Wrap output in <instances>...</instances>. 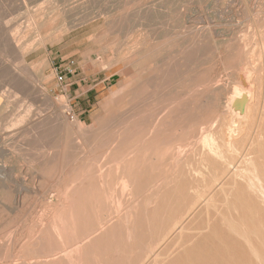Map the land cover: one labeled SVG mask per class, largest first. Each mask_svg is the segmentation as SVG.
Returning <instances> with one entry per match:
<instances>
[{"label": "rangeland", "instance_id": "1", "mask_svg": "<svg viewBox=\"0 0 264 264\" xmlns=\"http://www.w3.org/2000/svg\"><path fill=\"white\" fill-rule=\"evenodd\" d=\"M140 1L0 0V264H264V194L249 183L256 171L264 185V0ZM250 57L253 107L238 126L237 151L219 153L200 126L227 114L225 100ZM68 59L74 71L59 83L56 68Z\"/></svg>", "mask_w": 264, "mask_h": 264}, {"label": "bare ground", "instance_id": "2", "mask_svg": "<svg viewBox=\"0 0 264 264\" xmlns=\"http://www.w3.org/2000/svg\"><path fill=\"white\" fill-rule=\"evenodd\" d=\"M141 1H142V0H141ZM141 1H140V2H141ZM144 1H145V0H144ZM140 2H139V5H140ZM250 2H253V1H250ZM260 2H262V1H260ZM73 5H74V4H73ZM159 6H160V5H159ZM242 6H243V5H242ZM236 7H237V6H236ZM247 7H248V6H247ZM73 8H74V7H73ZM200 8H201V7H200ZM227 8H228V7H227ZM255 8H256V7H255ZM259 8H260V7H259ZM259 8H258V9H259ZM59 9H60V8H59ZM70 9H71V8H70ZM260 9H261V8H260ZM180 10H181V9H180ZM252 10H253V9H252ZM181 11H182V10H181ZM142 12H146V11H142ZM165 12H166V11H165ZM179 12H180V11H179ZM224 12H225V11H224ZM245 12H246V11H245ZM258 13H259V12H258ZM99 14H101V13H99ZM167 14H169V12H168ZM181 15H182V14H181ZM223 15H225V14H223ZM36 16H39V15H36ZM40 16H41V15H40ZM102 16H103V15H102ZM102 16H101V17H102ZM192 16H193V15H192ZM192 16H191V17H192ZM226 16H227V15H226ZM235 16H236V15H235ZM254 16H256V15H254ZM99 17H100V16H99ZM48 18H49V17H48ZM125 18H126V17H125ZM125 18H124V19H125ZM262 18H263V17H262ZM53 19H55V18H53ZM40 20H41V18H40ZM49 20H50V19H49ZM29 21H31V20H29ZM111 21H113V20H111ZM200 21H201V19H200ZM203 21H204V20H203ZM203 21H202V22H203ZM52 22H53V21H52ZM52 22H50V24H48V26H49V25L51 26V23H52ZM225 22H226V21H225ZM29 23H30V22H29ZM111 23H113V22H111ZM218 23H219V22H218ZM231 24H232V22H231ZM255 24H256V23H255ZM114 25H115V24H114ZM30 26H31V25H30ZM48 26H47V27H48ZM108 26H109V25H108ZM175 26H176V25H175ZM28 27H29V26H28ZM28 27H27V28H28ZM44 27H46V26H44ZM106 27H107V26H106ZM216 27H217V26H216ZM233 27H234V26H233ZM107 28H108V27H107ZM197 28H198V27H197ZM45 29H46V28H45ZM147 29H149V28H146V30H147ZM256 29H258V28H256ZM17 30H18V29H17ZM67 30H68V29H67ZM111 30H112V29H111ZM181 30H182V29H181ZM202 30H203V29H202ZM209 30H210V29H209ZM44 31H45V30H44ZM195 31H196V30H195ZM13 32H14V31H13ZM15 32H16V31H15ZM15 32H14L13 34L16 35ZM17 32L19 33V31H17ZM107 32H108V31H107ZM191 32H192V31H191ZM199 32H200V31H199ZM201 32H202V31H201ZM18 33H17V34H18ZM192 33H193V32H192ZM204 33H205V32H204ZM260 33H261V32H260ZM171 34H172V33H170V35H171ZM174 34H175V33H174ZM262 34L264 35V33H262ZM187 35H188V34H187ZM176 36H177V35H176ZM182 36H183V35H182ZM182 36H180V37H182ZM246 36H247V35H246ZM13 37H15V36H13ZM19 37H20V36H19ZM21 37H22V36H21ZM174 37H175V36H174ZM177 37H178V36H177ZM213 37H214V36H213ZM260 37H261V36H260ZM11 38H12V37H11ZM23 38H24V37H23ZM23 38H22V40H23ZM54 38H55V37H54ZM168 38H169V37H168ZM183 38L185 39V37H182V39H183ZM191 38H193V37H191ZM13 39H14V38H12V41H13ZM20 39H21V38H20ZM130 39H131V38H130ZM184 39H183V40H184ZM247 39H248V38H247ZM150 40H151V39H150ZM259 40H261V39H259ZM18 41H19V40H18ZM151 41H152V40H151ZM170 41H173V39L170 40ZM194 41H195V38H194ZM16 42H17V41H16ZM16 42L13 41V44L16 43ZM19 42H20V41H19ZM19 42H17L16 44L19 45ZM180 42H181V41H180ZM190 42H191V41H190ZM195 42H196V41H195ZM261 42H262V40H261ZM98 43H99V42H98ZM102 43H105V42L103 41ZM114 43H118V42L116 41V42H114ZM154 43H155V42H154ZM174 43H175V42H174ZM174 43H172V44H174ZM176 43H177V42H176ZM187 43H189V42H187ZM206 43H207V42H206ZM227 43H228V42H227ZM16 44H15V45H16ZM128 44H129V43H128ZM131 44H132V43H131ZM152 44H153V43H152ZM158 44H162V42H161V43H158ZM177 44H178V43H177ZM234 44H235V43H234ZM234 44L232 43V45H234ZM249 44H250V43H249ZM261 44H262V43H261ZM15 45H13V46H15ZM24 45H25V44H24ZM28 45H29V43L27 44V46H25V47H23V48H29ZM134 45H135V44H134ZM163 45H164V44H163ZM174 45H175V44H174ZM186 45H187V44H186ZM186 45H184V46H186ZM192 45H193V44H192ZM225 45H226V44H225ZM245 45H248V43L245 44ZM255 45H256V44H255ZM110 46H112V45H110ZM110 46H109V48H110ZM204 46H205V48H207L206 45H204ZM207 46H208L207 50H209V49H210V48H209V44H208ZM248 46H249V45H248ZM124 47H125V46H124ZM124 47H122V48H124ZM126 47H127V45H126ZM131 47H132V46H131ZM136 47H138V46L136 45ZM151 47H152V46H151ZM161 47H163V46H161ZM161 47H160V48H161ZM164 47H166V46H164ZM172 47H175V46H172ZM182 47H183V46H182ZM255 47H256V46H255ZM261 47H263V45H262ZM167 48H168V47H167ZM183 48H184V47H183ZM186 48H187V47H186ZM188 48H189V50H190V47H188ZM222 48L224 49V47H222ZM246 48H247V47H245V49H246ZM252 48H253V47H252ZM13 49H14V48H13ZM161 49H162V48H161ZM195 49H196V48H195ZM198 49H199V48H198ZM232 49H234V47H233ZM255 49H256V48H255ZM255 49H253V50H255ZM259 49H262V48H259ZM22 50H24V49H22ZM170 50H171V49H170ZM210 50H211V49H210ZM132 51H135V50L133 49ZM152 51H154V50H152ZM185 51L187 52V50H185ZM17 52H19V51H17ZM101 52H103V51H101ZM158 52H159V51H158ZM161 52H162V50H161ZM161 52H160V53H161ZM168 52H169V51H168ZM186 52H185V53H186ZM192 52H193V51L191 50V53H192ZM197 52H198V51H197ZM252 52H253V51H252ZM252 52H251V53H252ZM254 52H255V51H254ZM254 52H253V55L251 56V57H253V58H254V54L257 53V52H256V53H254ZM258 52H259V51H258ZM103 53H104V52H103ZM125 53H127V51H125ZM125 53H124V55H125ZM187 53H188V52H187ZM193 53H196V52H193ZM193 53H192V54H193ZM230 53H231V52H230ZM251 53H250V55H251ZM130 54H131V53H130ZM130 54H129V55H130ZM158 54H159V53H158ZM161 54H162V53H161ZM161 54H160V55H161ZM189 54H190V53H188V56H189ZM224 54H225V53H224ZM247 54H248V53H247ZM17 55H18V54H17ZM129 55H128V56H129ZM133 55H134V54H133ZM155 55H156V53H155ZM181 55H183V54H181ZM186 55H187V54H186ZM202 55H203V54H202ZM259 55H260V53H259ZM259 55H256V57H258ZM150 56H151V55H150ZM190 56H191V55H190ZM192 56H194V55H192ZM246 56H247V55H246ZM0 57H1V56H0ZM16 57H17V56H16ZM131 57H133V59L136 60L135 55H134V56L131 55ZM157 57H158V56H157ZM195 57H196V56H195ZM251 57H250V58H251ZM256 57H255V58H256ZM110 58H111V57H110ZM127 58H129V57H127ZM127 58H126V59H127ZM140 58H141V57H140ZM176 58H177V57H176ZM190 58H191V57H190ZM205 58H206V57H205ZM208 58H209V57H208ZM253 58H251L252 60H250L249 63H246L244 67L242 66L243 68H241V71L237 74V75H238L237 83L234 84V85L231 87V90H230L229 96H227V98H226L227 100H225V101H226L225 110H226V113H227V114H226V115H223V114L217 115V117H216L215 119H213L211 122L207 123L206 125H204V126H202V127L200 126V130H201V131H200V134L203 135L204 138H206V139H204V140L206 141V140L210 139V140L212 141V145L215 146V149H217V151H219V153H220V152H223V151H222L223 149H226L227 151L230 150L229 152H231V151L237 149V148H236V144H235L236 139H235L234 137H235V135H236V133H237L238 126H239V124L242 122V119H245V118L247 117L248 113L251 111V109H252V107H253V106H252V103H253L252 101H253V99H254V96H256V94H255V92H253V88H254V86L252 85L253 83L251 82V76H252V72L254 71V69H255V67H256V63H255V62H257V60H255V58H254L255 62H253ZM259 58H261V56H260ZM259 58H258V59H259ZM17 59H18V62H20L19 57H18ZM159 59H160V57H159ZM172 59H175V58L172 57ZM192 59H193V57L191 58V60H192ZM45 60H46V58H45ZM157 60H158V58H157ZM191 60H190V61H191ZM4 61H6V60H4ZM124 61H126V60H124ZM128 61H129V60H127V62H128ZM131 61H132V60H131ZM131 61H130V62H131ZM153 61H154V60H153ZM177 61H178V60H177ZM215 61H216V60H215ZM218 61H219V60H217V62H218ZM130 62H129V63H130ZM159 62H160V61H159ZM161 62H162V61H161ZM175 62H176V60H175ZM247 62H248V61H247ZM21 63H22V62H21ZM21 63H19V64L21 65ZM24 63H25V62H24ZM122 63H123V62H122ZM124 63H125V62H124ZM153 63H154V62H153ZM169 63H170V62H169ZM176 63H177V62H176ZM176 63H174L175 66H176ZM190 63H191V62H190ZM4 64H5V63H4ZM8 64H10V63H8ZM8 64H7V65H8ZM22 64H23V63H22ZM126 64H127V63H126ZM151 64H152V61H151ZM12 65H13V64H12ZM12 65H11V66H12ZM20 65H19V66H20ZM123 65H124V64H123ZM162 65H163V64H162ZM168 65H169V64H168ZM168 65H167V68L171 67L170 65H169V66H168ZM242 65H243V64H242ZM13 66H16V65H13ZM25 66H26V65H25ZM25 66H21V68H22V67H25ZM165 66H166V65H165ZM181 66H182V65H181ZM186 66L188 67L189 64L186 65ZM193 66H194V65H193ZM214 66H215V65H214ZM147 67H148V64H147ZM217 67H219V66H217ZM8 68H10V67H8ZM21 68H20V71H21V73H23L22 70H21ZM150 68H151V69H155V67H153V66H152V67H149V69H150ZM172 68H173L172 70H174V69L176 70V68H174V66H173ZM239 68H240V67H239ZM239 68H238V69H239ZM11 69H12V67H11ZM13 69H14V68H13ZM13 69H12V70H13ZM18 69H19V68H18ZM28 69H29V68H28ZM143 69H144V67H143ZM151 69H150V70H151ZM159 69H161V68H159ZM188 69H189V68H188ZM236 69H237V68H236ZM12 70H11V71H12ZM15 70H16V69H15ZM15 70H13V71H15ZM24 70L27 71V68L25 67ZM146 70H148V69H146ZM161 70H162V69H161ZM161 70H160V71H161ZM166 70H167V69H166ZM166 70H165V71L163 70V72H166ZM213 70H214V69H213ZM239 70H240V69H239ZM16 71H17V70H16ZM119 71H120V70H119ZM17 72H18V71H17ZM28 72H29V71H28ZM169 72H173V71L170 70ZM119 73H120V72H119ZM155 73H156V72H155ZM166 73H167V72H166ZM166 73H164V74H166ZM179 73H181V72H179ZM214 73H215V72H214ZM255 73H256V72H255ZM13 74H14V72H13ZM13 74H12V75H13ZM24 74H25V73H24ZM26 74H27V73H26ZM43 74H44V73H43ZM120 74H121V73H120ZM169 74H171V73H169ZM169 74H168V75H169ZM258 74H260V73H258ZM9 75H10V74H9ZM12 75H11V76H12ZM19 75H20V74H19ZM19 75H18V76H19ZM22 75H23V74H22ZM22 75H21L20 77H22ZM44 75H45V74H44ZM180 75H182V74H180ZM11 76H10V77H11ZM18 76L16 75V77H18ZM152 76H153V75H152ZM162 76H164V75H162ZM162 76H161V77H162ZM12 77H13V76H12ZM14 77H15V76H14ZM28 77H29V76H28ZM28 77H25V78H28ZM150 77H151V76H150ZM154 77H155V76H154ZM175 77H177V76H175ZM191 77H192V76H191ZM260 77H261V76H260ZM260 77H259V78H260ZM145 78H147V77H145ZM162 78H163V77H162ZM206 78H207V77H206ZM13 79H14V78H13ZM155 79H158V76H157V78H155ZM160 79H161V78H160ZM167 79L169 80V78H167ZM167 79H166V80H167ZM190 79H191V78H190ZM195 79H196V78H195ZM220 79H222V78H219V80H220ZM252 79H253V77H252ZM260 79H261V78H260ZM260 79H259V80H260ZM18 80H19V78H18ZM18 80H17L16 82H19V81H20V80H19V81H18ZM151 80H152V79H151ZM161 80L163 81V79H161ZM166 80H165V81H166ZM172 80H173V79L170 78V81H172ZM205 80L207 81V79H205ZM231 80L233 81V79H231ZM25 81H27V80L25 79ZM128 81H129V80H128ZM153 81H154V80H153ZM162 81H161V82H162ZM206 81H205V82H206ZM208 81H209V80H208ZM211 81H212V80H211ZM227 81H228V80H227ZM256 81H257V80H256ZM260 81H261V80H260ZM158 82H159V81H158ZM213 82H214V80H213ZM234 82H235V81H234ZM254 82H255V81H254ZM22 83H23V82H22ZM24 83H25V82H24ZM24 83L22 84V86L25 85ZM26 83L28 84V82H26ZM164 83H165V82H164ZM206 83H208V82H206ZM124 84H125V83H124ZM142 84H145V83H142ZM161 84H162V83H161ZM202 84H204V82H203ZM202 84H201V85H202ZM31 85H32V84H31ZM204 85H205V84H204ZM204 85H203V86H204ZM260 85H261V82H260ZM22 86H21V87H22ZM26 86H27V85H26ZM146 86L149 87L150 84H149V85L146 84ZM155 86H158V85H155ZM155 86H153V87H155ZM205 86H206V85H205ZM224 86H225V85H224ZM252 86H253V87H252ZM17 87H18V86H17ZM27 87H28V86H27ZM33 87H34V86H33ZM35 87H36V85H35ZM200 87H201V86H200ZM200 87H199V88H196V89H200ZM255 87H256V86H255ZM260 87H261V86H260ZM13 88H14V87H13ZM132 88H133V87H132ZM144 88H145V87H144ZM203 88H204V87H203ZM227 88H228V87H227ZM257 88H259V87H257ZM21 89H22V88H21ZM23 89H24V91H25V88H23ZM27 89H28V88H27ZM27 89H26V90H27ZM145 89H146V88H145ZM151 89H152V88H151ZM196 89H194V90H196ZM209 89H211V88H209ZM19 90H20V89H19ZM29 90H31V88H30ZM29 90H28V91H29ZM183 90H185V89H183ZM203 90H204V89H203ZM256 90H257V89H256ZM263 90H264V89H263ZM17 91H18V90H17ZM21 91H22V90H20V92H21ZM24 91H23V92H24ZM38 91H39V90H38ZM139 91H140V92H143L144 90H143V91L139 90ZM157 91H158V90H157ZM204 91H207V90L205 89ZM218 91H219V90H218ZM257 91H258V90H257ZM35 92H36V91H35ZM140 92H139V93H140ZM155 92H156V91H155ZM194 92H195V91H194ZM209 92H210V91H209ZM209 92H208V93H209ZM227 92H228V91H227ZM259 92H260V90H259ZM259 92H256V93H259ZM21 93H22V92H21ZM30 93H31V92H30ZM144 93H145V94L147 93V94L150 95L151 92H150V93H148V92H144ZM157 93H158V92H157ZM157 93H156V94H157ZM200 93H201V92H200ZM202 93H203V92H202ZM202 93H201V94H202ZM253 93H254L255 95H254ZM23 94H24V93H23ZM27 94H29V93L27 92ZM32 94H33V93H32ZM152 94H153V93H151V95H152ZM191 94H193V93H191ZM45 95H46V94H45ZM193 95H196V94H193ZM218 95H219V94H218ZM261 95H262V93H261ZM156 96H157V95H156ZM184 96H186V98L188 97L187 94L184 95ZM189 96H190V95H189ZM191 96H192V95H191ZM259 96H260V94H259ZM37 97H38V96H37ZM149 97H150V96H149ZM149 97H147V98H149ZM205 97H206V96H205ZM46 98H47V97H46ZM48 98H49V97H48ZM154 98H155V97H154ZM168 98H169V97H168ZM180 98H181V97H180ZM202 98H203V97H202ZM255 98H256V97H255ZM125 99H126V98H125ZM151 99H152V98H151ZM169 99H170V98H169ZM178 100H180V99L178 98V99H176L174 102H176V101H178ZM219 100H220V99H219ZM255 100H257V99H255ZM255 100H254V101H255ZM167 101H168V100H167ZM192 101H194V100H192ZM196 101H197V100H196ZM196 101H195V103H196ZM198 101H199V100H198ZM198 101H197V102H198ZM221 101H222V100H221ZM263 101H264V100H263ZM144 102H145V101H144ZM174 102L172 101L171 103H174ZM186 102H188V101H186ZM200 102H202V101H200ZM223 102H224V101H223ZM223 102H222V103H223ZM148 103H149V102H148ZM161 103H163V102H161ZM164 103H165V101H164ZM164 103H163V104H164ZM169 103H170V101L168 102V104H169ZM171 103H170V104H171ZM184 103H185V102H184ZM204 103H205V102H204ZM204 103H203V104H204ZM140 104H141V103H140ZM146 104H147V103H146ZM159 104H160V103H159ZM165 104H166V103H165ZM168 104H167V106H169ZM189 104H190V102H189ZM198 104H199V103H198ZM59 105H60V104H59ZM149 105H150V104H149ZM160 105H161V104H160ZM160 105H159V106H160ZM199 105H200V104H199ZM261 105H262V104H261ZM139 106H140V105H139ZM147 106H148V105H147ZM170 106H171V105H170ZM170 106H169V107H170ZM181 106H182V105H181ZM185 106H186V105H185ZM185 106H184V108H185ZM195 106H196V105H195ZM251 106H252V107H251ZM255 106H256V104H255ZM255 106H254V107H255ZM131 107H132V106H131ZM151 107H154V106H151ZM151 107H150V108H151ZM155 107H156V106H155ZM157 107H158V106H157ZM157 107H156V108H157ZM192 107H193V106H192ZM201 107H203V106H201ZM257 107H258V106H257ZM261 107H262V106H261ZM261 107H260V108H261ZM54 108H55V107H54ZM56 108H57V107H56ZM137 108H138V107H137ZM184 108H183V109H184ZM187 108H188V107H187ZM151 109H152V108H151ZM151 109H150V110H151ZM153 109H154V108H153ZM262 109H263V110H261V111H264V108H262ZM148 110H149V109H147L146 112H149ZM164 110H165V109H164ZM164 110H163V111H164ZM180 110H182V109H180ZM187 110H189V109H187ZM187 110H186V111H187ZM218 110H220V109H218ZM257 110H258V108H257ZM257 110H256V112H257ZM223 111H224V110H223ZM144 112H145V111H144ZM144 112H143V113H144ZM146 112H145V113H146ZM157 112H158V111L153 112V113H157ZM164 112H165V111H164ZM201 112H203V111H201ZM218 112H219V111H218ZM153 113H151V114H153ZM220 113H223V112H220ZM55 114L57 115V113H55ZM141 114H142V113H141ZM141 114H138V115H141ZM151 114H149V115L147 114V115L150 117ZM157 114H158V113H157ZM181 114H182V113H181ZM202 114H203V113H202ZM218 114H219V113H218ZM257 114H259V113H257ZM260 114H261V113H260ZM17 115H19V114H17ZM125 115H126V114H125ZM130 115H131V114H130ZM133 115H134V114H133ZM133 115H132V116H133ZM138 115H136V116H138ZM33 116H34V115H33ZM58 116H59V114H58ZM127 116H128V115H127ZM127 116H125V118H126ZM132 116H131V117H132ZM159 116H160V115H159ZM184 116H185V115H184ZM196 116H198V115H196ZM207 116H209V114H207ZM227 116H228V117H227ZM14 117H16V116H14ZM22 117H23V116H22ZM37 117H38V116H37ZM133 117H134V116H133ZM149 117H148V118H149ZM185 117H186V116H185ZM209 117H210V116H209ZM209 117H208V118H209ZM259 117H261V116H259ZM259 117H256V118L258 119ZM56 118H59V117H56ZM125 118H124V120H125ZM145 118L147 119V117H145ZM157 118H158V117H157ZM14 119H15V118H14ZM14 119H13V120H14ZM17 119H18V118H17ZM17 119H16V120H17ZM22 119H23V118H22ZM34 119H35V118H34ZM37 119H38V118H37ZM37 119H36V120H37ZM60 119H61V118H60ZM120 119H121V118H120ZM131 119H132V118H131ZM146 119H145V120H146ZM158 119H159V118H158ZM202 119H203V118H202ZM211 119H212V118H211ZM252 119H253L252 122H254V119H255V118L252 117ZM23 120H24V119H23ZM30 120H31V119H30ZM36 120H35V121H36ZM38 120H39V119H38ZM126 120H127V119H126ZM134 120H135V119H134ZM145 120H143V122L146 123ZM114 121H115V120H114ZM128 121H131V120H128ZM132 121H133V119H132ZM255 121L257 122V120H255ZM12 122H13V121H12ZM39 122H40V123H39ZM110 122H111V121H109V124H111ZM117 122H118V121H117ZM117 122H116V123H117ZM120 122H121V121H120ZM133 122H134V121H133ZM139 122H140V121H139ZM141 122H142V121H141ZM22 123H23V122H22ZM35 123H38V124H39L38 126L40 127L41 120H39L38 122H35ZM46 123H47V122H46ZM116 123H115V125H117ZM137 123H138V122H137ZM113 124H114V122H113ZM118 124L120 125V126H118V127H121V124H122V123H118ZM124 124H128V123H124ZM124 124H123V125H124ZM142 124H143V123H142ZM155 124H156V123H155ZM197 124H198V123H197ZM35 125H36V124L33 123V126H34V127H35ZM43 125H44V123H43ZM111 125H112V124H111ZM20 126H21V125H20ZM104 126H105V125H104ZM107 126H109V125H107ZM112 126H114V125H112ZM135 126H136V125H135ZM36 127H37V125H36ZM42 128H43V126H42ZM124 128H125V127H124ZM153 128H154V125H153ZM161 128H162V127H161ZM173 128H174V127H173ZM106 129H107V127H106ZM117 129H118V128H117ZM33 130H34V129H33ZM40 130H41V128H40ZM172 130H173V129H172ZM41 131H42V130H41ZM150 131H151V130H150ZM153 131H154V130H153ZM33 132H34V131H33ZM35 132H37V131L35 130ZM113 132H114V131H113ZM217 132H219L218 134H219V138H220L219 141H220V142L216 141L217 138L214 137L215 133L217 134ZM130 133H131V132H130ZM33 134H34V133H33ZM131 134H132V133H131ZM34 135H35V134H34ZM106 135H107V134H106ZM113 135H114V134H113ZM148 135H149V134H148ZM198 135H199V134H198ZM44 136H46V135H44ZM104 136H105V135H104ZM159 136H160V135H159ZM248 136H249V135H248ZM106 137L108 138V137H110V136H106ZM113 137H114V136H113ZM199 137H200V136H199ZM43 138H44V137H43ZM207 138H208V139H207ZM251 138H252V135H251ZM251 138L248 137V138H246L245 140L247 141V139H251ZM108 139H109V138H108ZM108 139H107V140H108ZM114 139H115V138H114ZM114 139H113V140H114ZM171 139H172V138H171ZM196 139H199V138H196ZM201 139H202V138H200V140H201ZM33 140H34V138H33ZM102 140H103L104 142L108 143V141H106L105 139H102ZM35 141H36V140H35ZM38 141H39V140H38ZM83 141H85V139H84ZM86 141H87V140H86ZM109 141H110V140H109ZM167 141H168V140H167ZM194 141H195V140H194ZM194 141H193V142H194ZM205 141L202 142V143H205ZM211 141H210V142H211ZM215 141H216V143H214ZM155 142H156V141H155ZM210 142H209V143H210ZM240 142H241V141H240ZM80 143H81V142H80ZM106 143H100V144H104V145L106 146ZM140 143H142V142H140ZM143 143H145V141H144ZM182 143H183V142H182ZM188 143H189V142H188ZM209 143H208L207 145L210 147ZM245 143H246V142H245ZM245 143H244V141H243V146L245 145ZM251 143H252V142H251ZM162 144H163V143H162ZM165 144H168V143H165ZM253 144H254V143H252V145H253ZM104 145H102V146H104ZM107 145H108V144H107ZM140 145H141V144H140ZM159 145H160V144H159ZM189 145H191V144H189ZM192 145H193V144H192ZM192 145H191V146H192ZM246 145H247V144H246ZM248 145H250L249 142H248ZM248 145H247V146H248ZM80 146H81V145H80ZM91 146H92V144H91ZM91 146H90V147H91ZM115 146H116V145H115ZM199 146H200V145H199ZM203 146H204V145H203ZM208 146H206L207 148H205V149H208ZM247 146H246V148H247ZM90 147H89V148H90ZM149 147H150V146H149ZM151 147H152V146H151ZM212 147H213V146H212ZM103 148H104V147H103ZM181 148H182V146H181ZM191 148H192V147H191ZM202 148H203V147H202ZM241 148H243V147H241ZM244 148H245V147H244ZM80 149H82V148H80ZM153 149H155V148H153ZM163 149H164V148H163ZM179 149H180V148H179ZM185 149H187V148H184L182 151H183V152H184V151H188V150H185ZM213 149H214V148L211 149V147H210L208 151L213 150ZM221 149H222V150H221ZM239 149H240V148H239ZM91 150H92V149H91ZM91 150H88V152H89V153L92 152ZM148 150H149V148H148ZM177 150H178V149H177ZM189 150H190V149H189ZM242 150H243V149H242ZM242 150L240 151L241 153H242ZM245 150H246V149H244L243 151H245ZM84 151H85V150H84ZM106 151H107V150H106ZM137 151H138V150H137ZM146 151H147V150H146ZM196 151H198V150H196ZM205 151H206V150H205ZM227 151H226V152H227ZM236 151H237V150H236ZM150 152H151V151H150ZM178 152H180V151L178 150ZM210 152H211V151H210ZM215 152H216V151H215ZM215 152H214V153H215ZM224 152H225V151H224ZM134 153H135V152H134ZM181 153H182V152H181ZM102 154H104V153H102ZM151 154H153V152H151L150 155H151ZM184 154H186V152H184ZM184 154L182 153V155H184ZM195 154H196V153H195ZM221 154H222V153H221ZM221 154H219L218 156H220ZM231 154H232V153H231ZM82 155H84V154H82ZM156 155H157V154H156ZM182 155H181V156H182ZM214 155H215V154H214ZM242 155H243V153H242ZM247 155H248V154H247ZM247 155H245L246 158H248ZM100 156H102V155H100ZM176 156H177V154H176ZM193 156H194V155H193ZM221 156H223V155H221ZM221 156H220V157H221ZM238 156H241V155H238ZM249 156H250V155H249ZM251 156H252V155H251ZM83 157H84V156H83ZM95 157H96V156H95ZM147 157L149 158V155H147ZM147 157H144L145 160H146ZM200 157H201V156H200ZM220 157H219V158H220ZM80 158H81V156H80ZM80 158H79V159H80ZM97 158H98V157H97ZM120 158H121V157H120ZM148 158H147V159H148ZM177 158H178V157H177ZM177 158H175V155H174V159H177ZM181 158H182V157H181ZM194 158H197V157H194ZM205 158H206V157H205ZM221 158H222V157H221ZM48 159H49V158H48ZM50 159H51V158H50ZM50 159H49V160H50ZM90 159H93V158H90ZM90 159H89V160H90ZM208 159H209V158H208ZM232 159H233V158H232ZM243 159H244V158H243ZM51 160H52V159H51ZM54 160H55V159H54ZM95 160H96V159H95ZM119 160H120V159H119ZM178 160L180 161V157L178 158ZM178 160H177V161H178ZM203 160H204V159H203ZM212 160H213V159H212ZM222 160H223V158H222ZM45 161H46V160H45ZM76 161H77V160H76ZM138 161H139V160H138ZM220 161H221V160H220ZM245 161H246V160H245ZM245 161H244V162H245ZM48 162H49V161H48ZM83 162H84V161H83ZM87 162H88V161H87ZM90 162H91V161H90ZM93 162H94V160H93ZM93 162H92V163H93ZM97 162H99V161H97ZM117 162L119 163V161H114V163H117ZM120 162H122V161L120 160ZM244 162H243V163H244ZM254 162H255V161H254ZM254 162H253V163H254ZM53 163H54V162H53ZM85 163H86V161H85ZM85 163H84V164H85ZM114 163H113V164H114ZM142 163H145V162H142ZM226 163H227V162H226ZM238 163H239V162H238ZM238 163H236V164L238 165ZM245 163H247V162H245ZM256 163H257V162H256ZM63 164H64V163H63ZM94 164H95V162H94ZM98 164H99V163H98ZM175 164H176V163H175ZM232 164H234V163H232ZM248 164H249V163H248ZM248 164H247V165H248ZM45 165H46V164H45ZM47 165H49V164H47ZM51 165H52V164H51ZM82 165H83V163H82ZM89 165H90V164H89ZM95 165H96V164H95ZM141 165H142V164H140V166H141ZM185 165H186V164H185ZM214 165H215V164H214ZM240 165H242V164H240ZM240 165H239V166H240ZM247 165H246V166H247ZM0 166H1V165H0ZM55 166H56V164H55ZM63 166H64V165H63ZM65 166H66V163H65ZM65 166H64V167H65ZM121 166H122V165H121ZM124 166H125V165H124ZM189 166H190V165H189ZM206 166H207V165H206ZM254 166H255V165H254ZM31 167H32V166H31ZM66 167H67V169H68L67 172H69V168H71L72 166L68 167V165H67ZM66 167H65V168H66ZM77 167H78V166H77ZM77 167H76V168H77ZM86 167H87V166H86ZM105 167H106V166H105ZM122 167H123V166H122ZM222 167H223V166H222ZM224 167H227V166H224ZM224 167H223V168H224ZM228 167H229V166H228ZM231 167H232V166H231ZM234 167H235V164H234ZM242 167H243V166H242ZM242 167H241V168H242ZM4 168H5V167H4ZM45 168H46V166H45ZM60 168H61V167H60ZM82 168H83V167H82ZM191 168H192V167H191ZM236 168H238V167H236ZM241 168H240V169H241ZM244 168H246V167H244ZM67 169H64V171L67 170ZM86 169H87V168H86ZM89 169H90V170L92 169V168H91V165H90V168H89ZM103 169H104V167H103ZM123 169H124V168H123ZM195 169H197V168H195ZM205 169H206V168H205ZM226 169H228V168H226ZM0 170H2V169H0ZM8 170H10V169H8ZM11 170H12V169H11ZM11 170H10V171H11ZM57 170H58V169H57ZM76 170H77V169H76ZM87 170H88V169H87ZM90 170H89V173L91 172ZM220 170H223V169H220ZM220 170H219V172H220V174H221V171H220ZM231 170H233V169H231ZM243 170H244V169H241L240 171L242 172ZM254 170H255V169H254ZM34 171H35V169H34ZM44 171H45V170H44ZM59 171H60V170H59ZM62 171H63V169H62ZM74 171H75V170H74ZM74 171H72V172H74ZM208 171H209V170H208ZM236 171H237V170H236ZM236 171H234V172H236ZM238 171H239V170H238ZM1 172H4V171H1ZM5 172L7 173L8 171H5ZM41 172H42V171H41ZM65 172H66V171H65ZM67 172H66V173H67ZM78 172H79V169H78V171H77V173H76L77 175L79 174ZM85 172H86V171H85ZM121 172H122V171H121V169H120V173H121ZM188 172H189V171H188ZM226 172L229 173L228 170H226ZM231 172H232V171H231ZM234 172H233V173H234ZM241 172H240V173H241ZM247 172L249 173V171H248L247 169H245L244 173L247 174ZM255 172H256V171H255ZM255 172H254V171H253L252 173L250 172L251 175H252L251 180L253 179V182H249V183H251V184H252V183H253V184L256 183L255 187H258L259 190L261 189V190L264 192V187H263L264 185L262 184V181H261V179H260L261 176L259 177V175H258L257 173H255ZM34 173H36V171H35ZM120 173H119V174H120ZM199 173H200V172H199ZM236 173H237V172H236ZM250 173H249V174H250ZM37 174H39V173H37ZM67 174H70V173H67ZM82 174H85V173L83 172ZM181 174H182V173H181ZM205 174H207V173H205ZM209 174H210V173H209ZM238 174H239V173H238ZM238 174H235L236 177H238V176H237ZM249 174H247V176H248L249 179H250V175H249ZM3 175H4V174H3ZM11 175H12V174H11ZM35 175H36V174H35ZM65 175H66V174H65ZM92 175H95V174H92ZM198 175H200V174H198ZM203 175H204V174H203ZM227 175H228V174H227ZM242 175H243V174H242ZM5 176H7V175H5ZM37 176H38V175H37ZM66 176H68V175H66ZM66 176H65V177H66ZM200 176H201V175H200ZM218 176H219V175H218ZM247 176H246V177H247ZM38 177H39V176H38ZM54 177H56V176H54ZM77 177H78V176H77ZM117 177H118V176H117ZM219 177H220V176H219ZM41 178H43V177H41ZM62 178H64V177H62ZM62 178H61V179L59 178L58 180H62ZM86 178H87V177H86ZM220 178H221V177H220ZM220 178H219V180H220ZM222 178H223V177H222ZM222 178H221V180H223ZM226 178H227V177H226ZM261 178H263V177H261ZM52 179H53V178H52ZM117 179H118V178H117ZM126 179H127V178H126ZM165 179H166V178H164V180H165ZM238 179H240V176L238 177ZM238 179H236V180H238ZM247 179H248V178H247ZM12 180H13V179H12ZM22 180H23V179H22ZM63 180H64V179H63ZM115 180H116V179H115ZM201 180H202V179H201ZM203 180H204V178H203ZM210 180H211V179H210ZM227 180H228V179H227ZM241 180H242V179H241ZM243 180H244V178H243ZM262 180H264V179H262ZM50 181H52V180H50ZM68 181H69V180H68ZM77 181H78V180H76V182H77ZM171 181H172V180H171ZM234 181H235V180H234ZM248 181H250V180H248ZM52 182H53V181H52ZM52 182H50V183H52ZM79 182H80V181H79ZM110 182H112V181H110ZM220 182H221V181H220ZM220 182H219V183H220ZM227 182H228V181H227ZM238 182H241V181H238ZM244 182H246V181H244ZM10 183H12V182L10 181ZM15 183H16V182H15ZM128 183H129V182H128ZM130 183H131V182H130ZM212 183L214 184V182H212ZM217 183H218V182L216 181V184H217ZM228 183H229V182H228ZM63 184H66V183L63 182ZM85 184H86V183H85ZM87 184H88V183H87ZM241 184H242V183L238 184V186L241 185ZM5 185H6V184H5ZM5 185H4V186H5ZM23 185H24V184H23ZM50 185H51V184H50ZM71 185H73V184H71ZM79 185L81 186V184H79ZM119 185H120V184H119ZM232 185H233V184H232ZM247 185H248V184H247ZM6 186H7V185H6ZM8 186H9V185H8ZM16 186H17V185H16ZM129 186H130V185H129ZM251 186H252V185H251ZM1 187H2V186H1ZM65 187H66V186H65ZM65 187H64V188H65ZM130 187H131V186H130ZM132 187H133V186H132ZM252 187L254 188V186H252ZM7 188H8V187H7ZM26 188H27V187H26ZM213 188H215V187H213ZM21 189H22V188H21ZM54 189H56V187H55ZM67 189H69V188H67ZM104 189H105V188H104ZM124 189H125V188H124ZM254 189H255V188H254ZM8 190H9V189H8ZM18 190H19V188H18ZM18 190H17V193H18ZM74 190H76V189H74ZM127 190H128V189H127ZM207 190H208V189H207ZM227 190H229V189H227ZM261 190H260V192H262ZM3 191H4V190H3ZM14 191H16V190H14ZM67 191H68V190H67ZM67 191L65 190L64 193H66ZM76 191H77V190H76ZM137 191H138V190H137ZM8 192H10V190H9ZM92 192H93V191H92ZM104 192H105V191H104ZM258 192H259V191H258ZM258 192H257V193H258ZM263 192H262V195L264 194ZM6 193H7V192H6ZM68 193H69V192H68ZM135 193H136V192H135ZM221 193H222V192H221ZM229 193H231V192H229ZM70 194H71V192H70ZM97 194H98V193H97ZM222 194H223V193H222ZM225 194H226V192H225ZM7 195H8V194H7ZM7 195H6V196H7ZM16 195H17V194H16ZM22 195H23V194H22ZM61 195H62V194H61ZM105 195H106V194H105ZM230 195H231V194H230ZM260 195H261V194H260ZM65 196H67V195L65 194V195H64V198H65ZM72 196H73V195H72ZM202 196H203V195H202ZM228 196H229V194H228ZM4 197H5V196H4ZM13 197H14V195H13ZM100 197H101V196H100ZM205 197H206V196H205ZM222 197H224V195H223ZM230 197H231V196H229V198H230ZM10 198H11V197H10ZM14 198H15V197H14ZM71 198H72V197H71ZM113 198H114V197H113ZM151 198H152V197H151ZM151 198H150V199H151ZM206 198H207V197H206ZM232 198H233V197H231V199H232ZM263 198H264V197H263ZM4 199H5V198H4ZM114 199H115V198H114ZM121 199H123V198H121ZM124 199H125V198H124ZM116 200H118V199H116ZM5 201H6V200H5ZM17 201H18V199H17ZM124 201H125V200H124ZM145 201H146V200H145ZM202 201H203V200H202ZM233 201H234V200H233ZM1 202H2V201H1ZM51 202H52V201H51ZM65 202H67V201H65ZM87 202H88V201H87ZM106 202H107V201H106ZM130 202H131V201H130ZM130 202H129V203H130ZM136 202H137V201H136ZM210 202H211V201H210ZM219 202H220V201H219ZM222 202H225V201H222ZM222 202H221V203H222ZM67 203H69V201H68ZM97 203H98V202H97ZM146 203L148 204L149 201L146 202ZM229 203H232V200H231V202H229ZM70 204H71V203H69V205H70ZM72 204H73V203H72ZM86 204H87V203H86ZM100 204H102V203L100 202ZM134 204H135V203H134ZM215 204H216V203H215ZM238 204H240V203H238ZM193 205H194V204H193ZM230 205H232V204H230ZM242 205H246V204H245V203H242ZM61 206H62V205H61ZM138 206L140 207V206H141V203H140V205H139V203H138ZM69 207H70V206H69ZM73 207H74V206H73ZM93 207H94V206H93ZM108 207H109V206H108ZM119 207H120V206H119ZM129 207H130V206H129ZM231 207H232V206H231ZM245 207H246V206H245ZM5 208H6V207H5ZM70 208H71V207H70ZM102 208H103V207H102ZM127 208H128V207H127ZM134 208H135V207H134ZM143 208H144V207H143ZM192 208H193V207H192ZM225 208H226V206H225ZM228 208H230V207H228ZM228 208H227V209H228ZM239 208H240V205H239ZM12 209H13V208H12ZM94 209H95V208H94ZM107 209H109V208H107ZM130 209H131V208H129L128 210H130ZM240 209H242V208H240ZM9 210H11V209H9ZM125 210H126V209H125ZM135 210H136V209H135ZM140 210H141V209H140ZM246 210H247V209H246ZM22 211H23V210H22ZM47 211H48V210H47ZM92 211H93V210H92ZM1 212H2V211H1ZM11 212H12V211H11ZM127 212H128V211H127ZM191 212H192V211H191ZM191 212H190V213H191ZM228 212H229V211H228ZM241 212H242V211H241ZM246 212H248V211H246ZM3 213H4V212H2V215H3ZM13 213H14V211H13ZM47 213H49V212H47ZM127 214H128V213H127ZM129 214H130V213H129ZM242 214H243V213H242ZM242 214H241V216H244V215H242ZM2 215H1V216H2ZM188 215H189V214H188ZM1 216H0V217H1ZM132 216H133V215H132ZM225 216H226V215H223V217H225ZM247 216H248V215H247ZM56 217H58V216H56ZM133 217H134V216H133ZM35 218H36V217H35ZM46 218L49 219L50 217H46ZM86 218H87V217H86ZM88 218H89V217H88ZM125 218H127V216H126ZM185 218H186V217H185ZM234 218H235V217H234ZM247 218H248V217H247ZM247 218H245V219L247 220ZM6 219H7V218H6ZM60 219H61V218H60ZM181 219H182V218H180V220H181ZM239 219H241V217H240ZM50 220H51V219H50ZM126 220H127V219H126ZM147 220H148V219H147ZM236 220H238V218H237ZM248 220H249V219H248ZM8 221H9V220H8ZM8 221H7V222H8ZM57 221H58V220H57ZM63 221H64V220H63ZM106 221H108V220H106ZM133 221H134V219H133ZM178 221H179V220H178ZM227 221H228V220H227ZM232 221H233V219H232ZM5 222H6V221H5ZM42 222H43V221H42ZM46 222H47V224L49 223L47 220H46ZM234 222H235V221H234ZM240 222H243V224H242V223H239V224H241V226L243 225V228H244L245 225H246V223H245L246 221H245L244 219H241ZM64 223H65V222H64ZM78 223H79V221H78ZM132 223H134V222H132ZM179 223H180V221H179ZM223 223H225V222H223ZM44 224H45V223H44ZM56 224H57V223H56ZM126 224H127V222H126ZM176 224H177V223H175V225H176ZM53 225H54V224H53ZM133 225H134V224H133ZM3 226H4V225H3ZM49 226H51V225H49ZM49 226H48V227H49ZM241 226H240V227H241ZM16 227H17V226H16ZM51 227H52V226H51ZM54 227H55V226H54ZM74 227H75V225H74ZM115 227H116V226H115ZM172 227H174L173 224H172ZM175 227H176V226H175ZM246 227H247V225H246ZM11 228H12V227H10V229H11ZM35 228H36V227H35ZM62 228H63V227H62ZM77 228H78V227H77ZM176 228H177V227H176ZM243 228H242V229H243ZM8 229H9V228H7V233L11 234L10 232H8ZM70 230H72V229H70ZM78 230H79V229H78ZM244 230H246V228H244ZM244 230H243V231H244ZM3 231H4V230H3ZM3 231H1L0 233L3 234L6 230H5L4 232H3ZM9 231H10V230H9ZM16 231H18V228L16 229ZM16 231H15V232H16ZM21 231H22V230H21ZM170 231H171V229H170ZM175 231H176V230H175ZM232 231H233V230H232ZM23 232H24V231H23ZM65 232H66V231H65ZM81 232H82V231H81ZM92 232H93V231H92ZM92 232H91V233H92ZM81 234H82V233H81ZM113 234H114V233H113ZM170 234H171V233H170ZM0 235H1V234H0ZM5 235H6V234H5ZM5 235H4V236H5ZM13 235H14V234H13ZM33 235H34V234H33ZM114 235H115V234H114ZM165 235L167 236L168 234L166 233ZM171 235H173V233H172ZM236 235H238V234H236ZM9 236H10V235H9ZM15 236H18V233H17V235H14V237H15ZM83 236H84V235H83ZM166 236H165L164 238H166ZM5 237H6V236H5ZM3 238H4V237H3ZM6 238H7V237H6ZM6 238H5V239H6ZM105 238H106V237H105ZM169 238H170V237H169ZM13 239H14V238H13ZM14 240H15V239H14ZM37 240H38V239H37ZM1 241H2V240H1ZM1 241H0V243H2ZM7 241H9L8 238H7ZM74 241H75V239H74ZM87 241H88V240H87ZM75 242H76V241H75ZM8 243H9V242H8ZM14 243H15V242H14ZM50 243H51V242H50ZM62 243H63V242H62ZM251 243H252V242H251ZM24 244H25V243H24ZM40 244H41V243H40ZM56 244H57V243H56ZM77 244H78V243H77ZM2 245H3V244H2ZM2 245H1V246H2ZM13 245H14V244H13ZM3 246H5V245H3ZM251 246H252V245H251ZM5 247H6V246H5ZM5 247H3V248H5ZM51 247H53V246H51ZM159 247H161V246H159ZM1 248H2V247H1ZM1 248H0V249H1ZM17 248H18V247H17ZM45 248H46V247H45ZM248 248H249V247H248ZM253 248H256L255 245H254V247H252V249H253ZM90 249H91V248H90ZM90 249H89V250H90ZM103 249H105V248H103ZM103 249H101V250H103ZM249 249H251V247H250ZM3 250H4V249H3ZM63 250H64V249H63ZM63 250H62V251H63ZM65 250H67V249H65ZM153 250H155V249H153ZM0 251H1V250H0ZM5 251H6V250H5ZM5 251H1V253H2V252H5ZM77 251H78V250H77ZM77 251H76V252H77ZM252 251H259V250L257 249V250H252ZM58 252H59V251H58ZM89 252H90V251H89ZM261 252L263 253V251H261ZM53 254H55V253H53ZM62 254H63V253H62ZM151 254H152V253H151ZM56 255H57V254H56ZM91 255H93V253H91ZM94 255H95V254H94ZM255 255H257V254L255 253ZM258 255H259V254H258ZM260 255H261V254H260ZM260 255H259V256H260ZM2 256H4V255H2ZM57 256H58V255H57ZM89 257H90V256H89ZM93 257H94V256H93ZM93 257H92V258H93ZM0 258H1V256H0ZM20 258H21V257H20ZM46 258H47V257H46ZM50 258H52V257H50ZM5 259H6V258H5ZM22 259H23V258H22ZM32 259H33V258H32ZM40 259H41V257H40ZM72 259H73V258H72ZM20 260H21V259H20ZM28 260H29V259H28ZM89 260L92 262V259H91V258H89ZM103 260H105V258H104ZM5 261H6V260H5ZM7 261H8V260H7ZM18 261H19V260H17V262H18ZM26 261H27V260H26ZM9 262H11V261H9ZM4 263H5V262H4ZM15 263H16V262H15ZM15 263H14V264H15ZM56 263H57V262H56ZM100 263H101V262H100ZM2 264H3V263H2ZM6 264H7V263H6ZM50 264H53V263H50ZM79 264H80V263H79ZM92 264H93V263H92Z\"/></svg>", "mask_w": 264, "mask_h": 264}, {"label": "built area", "instance_id": "3", "mask_svg": "<svg viewBox=\"0 0 264 264\" xmlns=\"http://www.w3.org/2000/svg\"><path fill=\"white\" fill-rule=\"evenodd\" d=\"M66 61L67 62L64 64V66L61 67V65H59L56 68V72H57L56 78L59 83H65L67 79V75L72 74V72L74 71L73 69L74 61L72 59H68Z\"/></svg>", "mask_w": 264, "mask_h": 264}]
</instances>
